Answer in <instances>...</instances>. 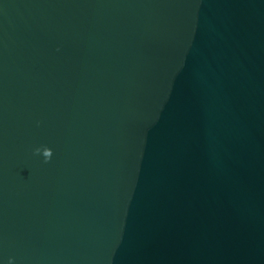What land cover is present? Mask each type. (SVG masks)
<instances>
[{
  "label": "water",
  "instance_id": "obj_1",
  "mask_svg": "<svg viewBox=\"0 0 264 264\" xmlns=\"http://www.w3.org/2000/svg\"><path fill=\"white\" fill-rule=\"evenodd\" d=\"M9 260L264 264V0H0Z\"/></svg>",
  "mask_w": 264,
  "mask_h": 264
},
{
  "label": "clouds",
  "instance_id": "obj_2",
  "mask_svg": "<svg viewBox=\"0 0 264 264\" xmlns=\"http://www.w3.org/2000/svg\"><path fill=\"white\" fill-rule=\"evenodd\" d=\"M50 160H51V157H50V156H48V154H46V155H45L44 162H45V163H47V162H49ZM8 264H12V261H11V260H9V261H8Z\"/></svg>",
  "mask_w": 264,
  "mask_h": 264
}]
</instances>
